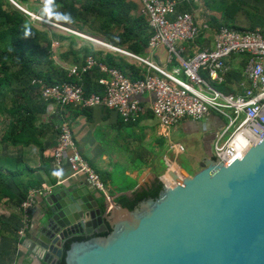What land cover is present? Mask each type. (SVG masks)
Instances as JSON below:
<instances>
[{
    "label": "water",
    "instance_id": "water-1",
    "mask_svg": "<svg viewBox=\"0 0 264 264\" xmlns=\"http://www.w3.org/2000/svg\"><path fill=\"white\" fill-rule=\"evenodd\" d=\"M204 148L193 175L167 169L157 197L132 210L115 201L131 192L49 188L22 247L33 264H264V135L227 165Z\"/></svg>",
    "mask_w": 264,
    "mask_h": 264
},
{
    "label": "built area",
    "instance_id": "built-area-1",
    "mask_svg": "<svg viewBox=\"0 0 264 264\" xmlns=\"http://www.w3.org/2000/svg\"><path fill=\"white\" fill-rule=\"evenodd\" d=\"M31 1L46 10L54 0ZM131 1L139 3V15L144 18L150 32L147 50L153 53L164 48L167 63L175 64L170 72L149 58H141L111 44L83 36L15 4L33 21L84 38L146 67L143 78L136 80H131L116 68L98 63L92 56L86 57L83 64L69 68V76H79L97 66L106 75L98 80L103 87L101 95L85 96L81 85L77 83L45 85L40 80L32 81L40 84V98L58 117L53 163L59 170L66 169L70 176L82 175L91 187L107 199L109 193L99 174L82 157L74 141L68 116L70 106H103L116 112L123 123L129 124L146 111L139 98L151 94L150 112L166 131L182 119L199 121L215 113L223 118L225 124L215 134L211 151L213 159L217 158L224 165L238 155L243 157L264 135V26L253 29L220 26L216 29L213 47H200L194 54L186 56L184 44L195 46L206 26L197 24L193 14L178 11L179 3L176 0ZM235 56L247 57L242 68L245 83L240 85L238 92L226 93L216 85L224 80L226 62ZM171 148L180 153L185 150L181 144L171 145ZM47 190L49 188L30 189L26 200L19 206L20 226L16 231L19 239L25 236L29 228V213L36 198L45 195Z\"/></svg>",
    "mask_w": 264,
    "mask_h": 264
},
{
    "label": "crops",
    "instance_id": "crops-1",
    "mask_svg": "<svg viewBox=\"0 0 264 264\" xmlns=\"http://www.w3.org/2000/svg\"><path fill=\"white\" fill-rule=\"evenodd\" d=\"M178 1L181 2L180 0ZM131 3L133 7L129 17L140 16L139 3L137 1L126 0L124 5L128 7ZM181 6L184 12L194 15L197 24L206 26L199 38L201 47H213L215 32L220 26H235L242 29H251L252 26H264L261 25L264 23V0H182ZM22 7L26 8L25 5H22ZM29 7L33 8L34 6L30 5ZM27 10L40 14L43 18L76 31L83 36L113 45L105 38L103 30L97 32L95 25L88 26L79 20L71 21L66 18L60 20L55 7L52 10L46 9L42 12L38 11V9L37 11ZM99 24L100 21L97 22V25ZM39 27L42 28V26ZM43 29L56 36L52 40L51 59L59 66L69 69L76 64L81 65L88 56L96 59L110 55L114 57L117 63L132 66L138 73L144 72L143 76L146 74V67L132 58L108 51L84 38L46 25ZM113 46L127 51L124 46ZM200 46L190 47L184 44L185 55L190 56ZM143 58H149L167 72H170L172 67L175 66V64L167 63L164 48H159L153 53L147 50ZM246 59V56H235L226 62L227 71L224 75V80L221 84L216 85L219 90L226 93L240 90V85L245 83L242 76V68ZM139 100L146 111L134 123L129 124L121 122L116 112L103 106L84 111L68 109L69 123L76 146L82 157L97 171L105 189L111 196L125 192L133 193L140 188L151 185L155 180H158L156 178H162V181L164 180L166 183L168 181L167 169H171L182 176L193 175L195 167L199 166L204 156V144L208 143L212 148L213 136L225 124L222 117L215 113H210L199 121L189 118L182 119L166 131L159 126L150 112L149 106L152 101V95L144 94ZM53 116L54 113L47 104L44 115L41 116V123L52 127L44 141L48 150L55 146L57 138L54 131L56 119ZM109 140L112 142L118 141L117 145L121 149L112 147L110 145L112 143H108ZM102 143H107L111 147L108 148L106 145L107 148H101L98 144ZM120 144L126 145V149L123 146L121 147ZM174 144L183 145L185 150L181 153L177 152L175 148H171V145L173 146ZM0 149L1 151L5 150L1 147ZM9 149H6L8 157L16 158L21 153L18 148ZM27 151L28 164L32 168L39 167V159L35 156L33 150L31 155L29 150ZM182 160L188 164V168L181 166ZM34 175L40 189L43 188V190L53 188L59 183L68 180L82 182L86 186L91 187L82 175L73 177L70 176L66 169L59 170L52 159L48 164V173L44 170H36ZM40 200L41 197H37L35 204L30 209L29 228L23 238L28 236L30 229L34 227L40 217ZM0 218L2 221L0 223L2 232L0 235V264H33L28 252L21 245L23 238L19 239L15 235L20 226L19 207H16L13 203L7 204L3 200L0 201Z\"/></svg>",
    "mask_w": 264,
    "mask_h": 264
},
{
    "label": "trees",
    "instance_id": "trees-1",
    "mask_svg": "<svg viewBox=\"0 0 264 264\" xmlns=\"http://www.w3.org/2000/svg\"><path fill=\"white\" fill-rule=\"evenodd\" d=\"M13 1L21 7L25 5L27 9H30V5L37 9L39 7L31 0ZM125 1L54 0L48 10L57 8L60 20L66 18L79 20L88 26L95 25L97 32L103 30L105 38L113 45L124 46L130 53L143 58L147 52L150 32L142 16L129 17L133 4L127 7ZM180 1L177 0L178 11L184 12ZM44 26L33 21L9 0H0V147L5 149H0V201L13 203L16 207L26 200L30 189L40 188L34 175L36 170L48 173V164L51 159L53 161V148L48 150L44 144L52 127L41 123L47 103L40 98V84L32 81L40 80L45 85L77 83L81 85L84 95L88 96L103 93L98 80L106 77L97 66L79 76H69L68 68L55 64L51 59L52 40L56 36L43 29ZM199 38L192 47L200 46ZM96 61L108 68L120 70L131 80L143 78L144 72L138 73L132 66L117 63L110 55L96 58ZM68 109L84 111L91 108L70 106ZM53 117L56 119V132L58 117L55 113ZM9 148H18L21 153L16 158L8 157L6 149ZM27 150L30 155L33 150L38 157L39 167L32 168L28 164ZM162 186L160 181L155 180L151 185L134 191L131 196L122 195L115 201L132 210L141 200L156 198ZM109 231L107 226V230L98 236H105ZM76 239L82 240L84 237L68 241L64 250ZM60 264H64L63 257Z\"/></svg>",
    "mask_w": 264,
    "mask_h": 264
},
{
    "label": "rangeland",
    "instance_id": "rangeland-1",
    "mask_svg": "<svg viewBox=\"0 0 264 264\" xmlns=\"http://www.w3.org/2000/svg\"><path fill=\"white\" fill-rule=\"evenodd\" d=\"M10 2H11V0H10ZM11 3H12V4L14 3V4H13L14 6H15V4H16V5L18 4L17 2H15V1H13V0H12ZM18 5H19V4H18ZM20 7H21V6H20ZM22 8H23V7H22ZM30 9L33 10V11H37V8H35V7H33V8L30 7ZM38 11L42 12V11H44V10H43V9H40V8L38 7ZM228 112L231 113L230 111H228ZM173 141H175V140H173ZM108 143H112V144H110V145H112V147H114L115 149H121V148L119 147V145H117V144H118V141H115V142L113 141V142H112V141L109 140ZM98 145H100L101 148H107L106 145L108 146V148L111 147V146L108 145L107 143H102V144H98ZM120 145H121V144H120ZM122 146H123V148L126 149V145L123 144V145H121V147H122ZM111 151H112V150H111ZM165 165L167 166V164H165ZM181 166L184 167V168H185V167L188 168V164H186V162H183V160L181 161ZM116 169H117V168H116ZM118 169H119V167H118ZM106 188H107V187H106ZM111 190L114 191V189H112V188H111Z\"/></svg>",
    "mask_w": 264,
    "mask_h": 264
}]
</instances>
